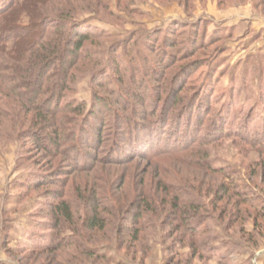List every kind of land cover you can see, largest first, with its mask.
I'll return each mask as SVG.
<instances>
[{
  "label": "rangeland",
  "instance_id": "rangeland-1",
  "mask_svg": "<svg viewBox=\"0 0 264 264\" xmlns=\"http://www.w3.org/2000/svg\"><path fill=\"white\" fill-rule=\"evenodd\" d=\"M57 18L92 33L65 98L89 109L95 92L118 127L100 141L88 110L76 121L60 113V132L75 137L44 150L31 134L35 113L20 111L28 100H0V114H10L0 115V264H264V0H14L0 12L10 30L0 32L8 37L0 51L19 40L13 21L36 24L37 38L42 20L52 31ZM154 108L172 118L185 110L176 139L198 129L201 146L111 163L112 141L127 144L123 120ZM92 188L106 225L99 231L83 229L91 208L81 196ZM62 195L72 218L55 226ZM134 202L145 209L137 221L127 211Z\"/></svg>",
  "mask_w": 264,
  "mask_h": 264
},
{
  "label": "trees",
  "instance_id": "trees-1",
  "mask_svg": "<svg viewBox=\"0 0 264 264\" xmlns=\"http://www.w3.org/2000/svg\"><path fill=\"white\" fill-rule=\"evenodd\" d=\"M3 4L4 8L2 10L0 9V12L5 10L8 11L14 4V0L9 2L4 1ZM58 18L55 21L54 19L52 20V23L54 24V26H52L54 27L52 28V31H48V28H50L47 24L48 20H44V18L42 24H45V28L41 29L42 33H40V36L37 38L34 37L35 31H38L36 24L30 23L27 24V26L20 27L13 21L12 23L14 25H12L10 29L14 32H12L13 37L17 36L16 39L19 40L13 47L12 52L5 53L0 51V100L5 96L16 97V100L19 99V101L24 99L28 100L30 107L21 109L20 111L25 110L27 113L29 111L35 113L33 119L37 123L33 126L35 127L36 125V129L34 128L36 131H33L31 134L35 143L39 145L41 149L44 148V150L48 149L45 144L46 141H49L52 146L58 149L65 144V140H71L75 137L74 133H71V131H67L63 134L60 132V130H62L60 129L61 123L64 121L56 117L60 113H69L75 117L76 121L79 115H83V113L88 110L87 114H89V116L92 115L97 120V127L95 130L98 140L100 139V141H103L102 134L104 128L107 126H110L111 128L118 127V122L113 120L114 116L108 108V101L100 98L95 92H93V100L89 109H87L86 103L83 101L69 100L65 98L66 95L63 91L69 88L70 82L74 81L73 78L70 79L72 76L70 74V69L75 67L80 58H82V55L86 54L87 48H85V44L90 41V35L92 33L89 30L80 29V26L83 23L77 24L76 22H69L70 25L66 27L67 23L65 20ZM6 24L7 22H5L3 26H6ZM3 26L0 24V32L5 30L10 31L9 29H3ZM20 29L23 30V34H19V36L16 31ZM3 40L4 42L1 43ZM7 40L8 37L5 38L0 35L1 48ZM117 64L118 63L114 61L111 64V67L116 71L119 69ZM10 80L12 84L9 82ZM6 82L7 84H5ZM19 85H21L25 91L31 92V95L24 98L26 92H20ZM96 86H99V84H96ZM173 99L175 103L181 101L180 99H177L176 96H174ZM7 103L8 102H4V105H7ZM138 103H141V101ZM180 108L182 107L179 106L178 109ZM100 112L106 113L105 117L108 115L110 116L101 119ZM184 112L185 110L178 114L176 116L177 118H172L170 112L165 108H162V110L154 108L149 113V116L144 114L139 118L135 117L137 120L134 121L133 118H125L122 125L125 128L124 136L127 137V144L122 142V138L118 141H112L107 149L109 151V157L107 158L111 163L118 164L127 160H133L135 156L153 158L163 154L179 153V151L182 150L184 151L183 153L189 152V154L192 155L193 152L201 146V143L196 145L197 143L195 142L199 141L202 136L200 138L197 137V132L199 131L198 129H195L192 134L194 135L193 138H186L185 135L188 137V132H186L185 135L182 136L181 141L176 139L179 137L178 134H182L180 133V127L183 124L182 121L184 122ZM0 115L3 118L5 117V119L10 117L9 112L8 114L1 112ZM54 115L56 121L55 123L54 121L50 123L52 120L49 119V117L54 118ZM174 119L176 120L172 122ZM99 122H101L100 126H98ZM15 125L16 124H14V126ZM38 125H40V128H37ZM44 125L48 126V129L49 127L51 128L48 133H45L46 131L42 130L44 128H41V126ZM4 128L9 127L8 125H5ZM41 132H43L42 135L38 134ZM187 161L188 163L194 164V161ZM205 170L209 172L217 171L210 166H207ZM38 182L40 181H35V183ZM224 190L227 191V188L224 187ZM86 193V196L82 195L81 197L85 205L91 209H89V215L83 222V229L87 231L102 230L106 225L103 218L100 216V201L97 198L95 189H89ZM57 195L59 196V193ZM57 195L56 197H58ZM140 197H142L141 199L145 198L143 195H140ZM65 201L66 200H64L63 196L60 204L53 205V215L56 217L55 226H58L60 218L64 220L72 218V206ZM142 201L140 202L142 203ZM176 201L177 198L174 199V202ZM140 202L131 203L129 204L130 207H127V209H129L127 210L129 212L128 215H133V218L136 221L139 220L145 211V209H141L142 206ZM236 203L242 204L244 202ZM173 208L174 214L175 211L176 215L181 213V210L179 211L176 203L173 204ZM132 210L135 212H132ZM182 216L185 221L184 217L187 219V216H185L184 212ZM125 230L131 231V234L137 239V234L135 235L137 231L135 232L134 228L127 226L125 227ZM58 238L59 237L57 236L56 239ZM51 247L52 246H50V249Z\"/></svg>",
  "mask_w": 264,
  "mask_h": 264
}]
</instances>
